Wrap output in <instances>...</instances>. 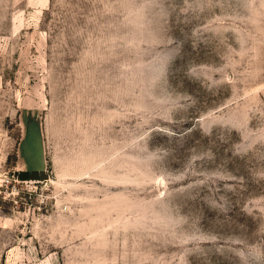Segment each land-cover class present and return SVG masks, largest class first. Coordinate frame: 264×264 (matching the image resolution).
I'll return each mask as SVG.
<instances>
[{"label":"rangeland","instance_id":"rangeland-1","mask_svg":"<svg viewBox=\"0 0 264 264\" xmlns=\"http://www.w3.org/2000/svg\"><path fill=\"white\" fill-rule=\"evenodd\" d=\"M0 264H264V0H0Z\"/></svg>","mask_w":264,"mask_h":264},{"label":"water","instance_id":"water-1","mask_svg":"<svg viewBox=\"0 0 264 264\" xmlns=\"http://www.w3.org/2000/svg\"><path fill=\"white\" fill-rule=\"evenodd\" d=\"M42 175L38 174L37 171H32L30 173H26V172H20L19 173V179L20 180H26L27 178L30 179V180H37L38 177H41Z\"/></svg>","mask_w":264,"mask_h":264}]
</instances>
